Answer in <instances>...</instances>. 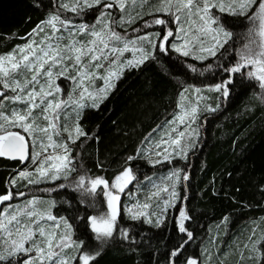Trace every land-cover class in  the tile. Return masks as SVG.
<instances>
[{
	"label": "trees",
	"instance_id": "16d2710c",
	"mask_svg": "<svg viewBox=\"0 0 264 264\" xmlns=\"http://www.w3.org/2000/svg\"><path fill=\"white\" fill-rule=\"evenodd\" d=\"M62 3H70V0H0V56L35 39L29 34L51 15L58 14L62 20L71 21V25L91 26L96 24L103 10L97 5L84 8L77 14L60 7ZM158 5L159 0H148L143 8L129 3L124 11L114 6L107 12L117 22L122 16L127 18L130 14L135 17L140 13L141 18L134 23L113 24L115 31L129 40L150 35L158 43L163 37L164 26L145 27V22L157 17L172 20L171 16L153 11ZM255 7L249 10V14L255 11ZM150 12L152 15L147 14ZM217 17L220 25L233 36L215 56L202 61L193 56L185 57L170 48L167 42V53H162L144 41L137 46L152 52L154 58L138 68L125 69L99 108L91 107V100L83 101L89 106L82 110L79 123L88 135L70 144L76 171L67 180L29 184L27 179L17 178L22 171H35L31 159L21 164L20 160L0 157V195L12 193L11 200L0 202V211L9 205L23 206L33 198H41L42 203L38 206L45 209L53 199L52 215L63 217L71 226V239L82 245L75 256L94 255L90 264H172L173 259L175 264H185L188 258L196 259L198 264H220V261L224 264H257L256 260L249 258L251 254L247 250L242 260L239 249L245 243H251L250 236L255 241L264 234V103L258 98L264 96V90L255 79L248 77L250 67L237 73L226 71L237 63V50L246 43V33L251 27L249 20L227 12H219ZM155 33L160 36L152 35ZM63 34L67 35V32ZM79 39L87 37L80 36ZM132 57L133 53L129 51L121 60ZM230 77L232 83L228 86L227 98L221 92L209 91ZM56 83L61 88L56 94L58 99L67 100L70 93L79 96L78 91L73 93L71 80L61 77ZM103 85V80L95 83L97 88ZM197 88L201 89L199 94L195 92ZM185 89L196 94L194 104L197 96L204 97L197 104L195 122H186L191 123L189 131L195 132L186 137L191 146L183 157L173 156L165 161L162 156L154 155V151L159 150H154L153 144L159 140L166 122L179 112L177 105ZM0 92L13 95L10 90L2 88ZM4 105L8 114L13 108L24 107L10 101H4ZM65 116L70 118L65 120ZM75 121L76 113L69 105L61 116V124L72 126ZM40 123L43 127L44 122ZM179 127L181 130L185 125ZM13 130L24 134L23 129ZM63 135L66 139L67 134ZM31 147L29 143V151ZM129 156L135 158L129 161ZM157 159L161 162H150ZM126 167L132 169L135 178L120 192L114 234L101 245L95 239L88 217L104 214L107 200L98 190L95 195L82 194L74 189V182L85 175L103 177L111 184ZM176 169L181 170L175 188L177 199L163 212L161 225L155 226V217H152V224L145 223L143 218L130 219L126 209L137 201L143 203L146 196L155 191L153 185L163 187L162 178ZM183 174L188 175V180H183ZM13 180L16 181L14 185ZM59 184L67 186L59 188ZM21 192L23 196L18 195ZM167 198L168 193L162 192L159 198L161 207ZM151 203L153 207L149 211L155 210L157 201ZM181 208L189 217L184 226L192 233L190 240L186 233L178 230ZM257 226L259 230L253 234V228ZM122 230H127L126 239ZM60 231H64L63 225ZM184 241L187 244L181 254L172 258L173 249ZM257 247L264 253V242ZM65 252L74 255L71 249ZM25 258L26 255L21 254L11 264H22ZM76 263L78 260L72 262ZM260 264H264V259Z\"/></svg>",
	"mask_w": 264,
	"mask_h": 264
},
{
	"label": "snow or ice",
	"instance_id": "6c2138e0",
	"mask_svg": "<svg viewBox=\"0 0 264 264\" xmlns=\"http://www.w3.org/2000/svg\"><path fill=\"white\" fill-rule=\"evenodd\" d=\"M139 5L141 8L148 0H70V3H62L60 7L79 14L84 8L101 6L102 11L96 24L71 25V21L61 19L60 15H51L42 24L37 25L29 35L36 37L28 43L19 46L7 55L0 56V88L10 90L13 95L8 96L0 92V157L18 159L22 163L31 159L35 165V171H22L17 179H27L29 184H37L44 180L58 181L67 180L76 171L71 157L70 144H74L80 137L88 134L80 126V114L89 105H85V99L91 100V107L99 108L115 87V80L119 79L125 69L138 68L145 61L153 57V53L137 45L148 41L153 49L167 53L166 42L170 37H175L177 43H172L174 51L182 56H193L197 60H206L209 56H215L219 49L232 38L233 34L227 31L219 23V17L212 15L213 9L219 12H227L229 15L245 16L251 27L246 33V43L237 50V63L226 71L229 73L240 72L242 68L250 67L247 75L259 83L264 90V0H159V5L153 10L155 13H163L172 17V22L178 26L173 32L170 28L157 43L150 35L139 36L135 40L126 39L115 31L113 24L134 23L141 18L137 13L135 17L124 16L117 22L111 19V13L107 9L114 6L121 11L125 10L126 4ZM256 5L255 11L249 14V10ZM152 15V12L147 13ZM166 19L157 17L145 22V27L152 25H166ZM187 25V26H185ZM47 30H46V27ZM67 32V35L63 33ZM43 34V35H41ZM152 35L160 36V33ZM80 36L87 37L81 40ZM210 37V41L209 38ZM123 45V46H118ZM131 51L132 59L121 60L124 53ZM211 67V66H209ZM103 70V74L101 73ZM196 69L193 68V71ZM65 77L73 82V93L79 92V96L69 94L67 100L58 99L56 94L61 92L56 83L58 78ZM97 80H103L102 87H95ZM232 83L231 77L221 84H216L209 91L221 92L223 97L229 95L228 86ZM201 89H195L199 94ZM187 92V89H185ZM264 103V96L258 97ZM204 97L197 96L196 104L188 102V97L181 93V100L177 107L180 111L174 114L171 121H167L160 138L153 144L154 155L163 157L169 161L173 156L183 157L188 151L190 142L186 140L192 132L189 131L191 123L196 120L197 104ZM4 101L24 105L21 108H13L10 114L5 111ZM71 105L76 113V121L72 126L67 123L61 124V116L64 110ZM212 110V109H209ZM65 120L69 116L64 117ZM41 121L44 126H41ZM191 123H186V122ZM180 125H185L180 130ZM20 128L31 139V151L29 141L24 135L13 129ZM64 133L67 134L66 139ZM140 150L138 149V154ZM135 157L129 156L131 161ZM160 163L159 159L150 161ZM131 168H124L109 184L103 177H87L81 175L74 182V189L84 195H95L98 188L103 186L104 196L107 200L108 213L100 216H89V226L95 234V239L101 245L113 236L117 218L119 215V196L112 190L123 192L125 187L134 179ZM181 178V170H173L169 176L162 178L163 187L154 184L155 191L146 196L145 201H137L135 205L126 210L130 219H144L145 223L152 224L155 217V226L159 227L163 222V212L173 206L177 199L176 184ZM183 180H188V175L183 174ZM14 185L15 180L11 181ZM67 185L59 184V188ZM55 189H49L54 191ZM162 192L168 193V198L163 200L161 207L159 198ZM18 195L23 196L24 193ZM12 199V193L0 195V202ZM156 200L155 210L152 209V201ZM42 203L36 198L28 200L23 206L13 207L9 205L0 211V264L11 262L25 254L22 264H72L78 260L79 264H90L95 256L83 253L79 256H69L66 249L80 250L81 244L71 239V226L63 218H57L51 214L49 207L41 209ZM189 219L186 211L181 208L178 230L186 233L188 239L192 233L187 231L184 221ZM51 221L52 224L47 222ZM63 225L64 231H60ZM259 230L253 228V234ZM122 236L127 238V230L121 231ZM249 243H245L239 249L241 259H244V251L251 255L249 258L256 260L257 264L264 259V253L257 247L264 242V234L258 240L253 241L249 237ZM187 241L180 243L171 252L175 258L181 254ZM34 255H28L32 254ZM99 255V252L96 253ZM209 258L210 253L208 254ZM172 264H175L173 259ZM185 264H198L193 258H188ZM220 264H224L220 261Z\"/></svg>",
	"mask_w": 264,
	"mask_h": 264
},
{
	"label": "rangeland",
	"instance_id": "374dc122",
	"mask_svg": "<svg viewBox=\"0 0 264 264\" xmlns=\"http://www.w3.org/2000/svg\"><path fill=\"white\" fill-rule=\"evenodd\" d=\"M130 8H131V6H130ZM133 8V7H132ZM218 13H219V10L218 9H213L212 10V15H214V16H218ZM169 23L168 24H166V25H163L164 26V32H163V35L167 32V30L170 28L173 32H175V30H176V28H177V24L176 23H174V22H172V20H170V21H168ZM185 26H187V25H185ZM209 39V41H210V37L208 38ZM168 43V46L170 47V48H172L171 47V45H172V43H177V41L175 40V37L173 36V37H170L169 38V41L167 42ZM184 94H185V96H187L188 97V102H190V103H193L194 104V102H195V99H196V97H195V95H194V92L193 91H187V92H184ZM180 100H181V96H180ZM179 111H180V109H179ZM181 130H183V128L181 129ZM21 133V132H20ZM24 133V132H23ZM25 134V133H24ZM24 134H22L21 133V135H24ZM26 136H27V139L26 140H28L29 141V143H31V139H30V137L28 136V134H25ZM24 135V136H25ZM26 138V137H25ZM46 182H53V181H49V180H44V181H42V184L43 183H46ZM41 183V182H40ZM116 195H118V196H120V192L118 191V190H115V189H113L112 190ZM98 192L99 193H102L103 195H104V189H103V186H100V188H98ZM38 201H42V199L40 198V199H37ZM52 202H53V199H50V203L52 204ZM1 204V203H0ZM47 205H49V204H47ZM118 206H119V202H118ZM108 211H109V209H108V205H107V210H106V212L104 213V214H106V213H108ZM52 214V213H51ZM103 215V214H102ZM48 224H52V222L51 221H48L47 222ZM71 252L75 255V253L77 252V250L76 249H71ZM76 264H79V261H78V263H76Z\"/></svg>",
	"mask_w": 264,
	"mask_h": 264
},
{
	"label": "water",
	"instance_id": "95a60500",
	"mask_svg": "<svg viewBox=\"0 0 264 264\" xmlns=\"http://www.w3.org/2000/svg\"><path fill=\"white\" fill-rule=\"evenodd\" d=\"M15 160H18V159H15ZM26 161H24L23 163L21 162V164H24Z\"/></svg>",
	"mask_w": 264,
	"mask_h": 264
}]
</instances>
